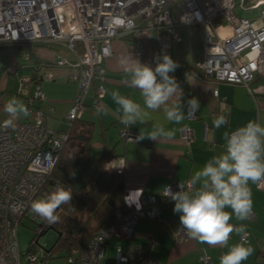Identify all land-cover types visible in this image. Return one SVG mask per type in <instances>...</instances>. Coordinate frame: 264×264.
<instances>
[{"label":"built area","instance_id":"2783aa9c","mask_svg":"<svg viewBox=\"0 0 264 264\" xmlns=\"http://www.w3.org/2000/svg\"><path fill=\"white\" fill-rule=\"evenodd\" d=\"M237 2L245 5V0H0V44L44 43L64 48L73 58L57 53L54 63L67 68L69 81L76 85L75 96L64 116L66 128L63 130L45 123L53 112L52 106L46 111L35 107L45 96L28 73L18 79V94L25 96L31 119L14 120L15 126L7 128L3 122L9 117L0 121V264H44V252L26 253L22 261L23 254L17 245L19 224L31 210L32 202L39 199L38 193L68 139L72 122L85 111L84 98L93 83H96L97 99L93 107H98L105 79L102 61L112 55V42L122 32H132L135 39L129 47L139 55L142 43L137 37L145 31L155 30L158 46L165 50L180 40L177 24L194 29L201 26L203 58L195 64L200 76L251 90L250 83L255 76L264 75V11L256 21L243 19L233 11ZM261 3L264 0H254L252 6ZM174 6L178 8L176 19L172 12ZM114 18L121 23H113ZM28 56L23 54L24 59ZM42 77L53 78L50 71H45ZM213 95L218 98L217 89ZM195 118L196 115L190 120ZM180 136L189 147L194 133L191 128L183 127ZM120 137L137 141V135L127 129L120 132ZM189 183H184L186 190L194 191ZM262 183L256 185L261 187ZM179 184L171 182L157 196L140 195L114 225L96 233L82 250L68 252L66 264H108L109 257L104 255L108 241H114L108 243L114 264H161L149 254L147 246L128 242L140 218L159 219L163 210L175 203L165 196L166 188L170 186L176 192L180 190ZM31 214L33 219L32 210ZM253 217L252 213L248 220ZM188 237L183 229L175 234L178 242ZM245 239L248 241L247 233ZM202 262L210 263L206 256ZM257 264H264V252L258 255Z\"/></svg>","mask_w":264,"mask_h":264},{"label":"crops","instance_id":"0c3cea01","mask_svg":"<svg viewBox=\"0 0 264 264\" xmlns=\"http://www.w3.org/2000/svg\"><path fill=\"white\" fill-rule=\"evenodd\" d=\"M253 2L254 0H245L244 6L264 9V3L253 7ZM237 5L240 4L237 2ZM235 7L233 11L239 16L235 12ZM258 18H249V20L256 21ZM176 31L180 35V40L165 50L159 48V36L155 30L145 31L137 37L142 43V54L139 55L129 47L135 39L132 32H122L112 42V55L102 61L105 79L102 83L103 94L98 99V107H93L97 100L96 83L90 86L84 98L85 111L81 119L88 121L91 125V140L88 169L83 178H90L94 165L101 155L111 152V157L103 164L102 169L109 173H122L128 204L136 202L140 195L161 194L164 187L171 182L190 181L195 171L202 168L214 155L224 151L223 133L225 131H232L243 126L249 120H256L264 125V75L255 76L250 83V91L241 85L205 80L195 69V64L203 58V28L197 26L194 29L190 25L177 24ZM24 53H28L27 59L23 58ZM57 53L68 59L73 58L70 52L55 44L50 46L44 43L0 44V75L4 73L6 76H16L15 79L19 83L18 79L22 74H31L33 82L40 85L45 96L43 102H37L35 105L43 111H46L48 106L53 107V112L45 123L49 127L63 130L66 128L64 116L75 96L76 85L69 81L67 68L55 65L54 58ZM165 53L178 64L175 72L169 75L176 78L183 90L181 103L185 111L186 102L192 97L197 98L200 103L196 118L185 119L181 124H175L167 121L163 109H160L149 110V115L143 124L137 123L130 128L121 124L122 114L117 111L118 106L110 96L111 91H119L143 107L141 93L139 89L129 84L120 64L121 58L133 56L141 63L154 68L155 58ZM45 71L52 73L51 80L43 79L42 74ZM7 84L8 77H2L0 121L8 117L3 107L8 99L12 98V91H2L7 88ZM214 89L218 91V98L213 95ZM14 97L27 106L25 97L19 98L18 93H14ZM174 102L180 103L178 94L169 101V104ZM98 108L103 109L106 114L98 113ZM219 115H224L228 123L217 129L213 125V119ZM30 119L31 114L28 117L20 116L15 120ZM154 125H163L166 129L173 130L172 137H162L157 141L148 138L131 141L120 137V132L124 129L138 136L141 130L147 134ZM183 127L191 128L194 133L189 147L185 146L181 140L180 131ZM90 162H93L92 166L89 165ZM249 186L254 217L244 221H238L233 217L230 223L244 226L248 242L254 249L252 255L243 264H257L258 255L264 252V183L258 187L256 183L250 182ZM173 208L174 203L163 210L159 219L140 218L134 225L133 235L128 244L147 246L149 254L161 264H204L203 256L209 258V264H219L220 256L228 250L226 247H210L190 237L183 242L176 240L175 234L182 229V226L179 214L174 213ZM226 210L231 211V209ZM240 236L241 234L234 232L229 245L240 242ZM109 243L112 244L114 241Z\"/></svg>","mask_w":264,"mask_h":264},{"label":"clouds","instance_id":"9594fccd","mask_svg":"<svg viewBox=\"0 0 264 264\" xmlns=\"http://www.w3.org/2000/svg\"><path fill=\"white\" fill-rule=\"evenodd\" d=\"M113 23L120 24L118 18ZM156 66L141 63L133 56H125L120 60L129 84L139 89L141 104L113 90L110 96L122 114L121 124L131 127L137 123H145L149 110L163 109L167 121L181 124L191 119L199 111L200 103L192 97L186 102V111L181 103L183 90L174 76L178 64L168 54L157 56ZM179 95L180 103L169 101ZM3 110L8 119L3 127H14V120L20 116L30 115L28 107L16 97L8 99ZM98 113H104L98 108ZM106 114V113H104ZM228 123L224 115L213 119L215 128L220 129ZM173 130L163 125H154L152 130L144 134L142 130L137 140L145 138L157 141L162 137L170 138ZM224 151L214 155L202 168L191 176L189 188L185 184L178 185L179 191L174 192L169 186L165 196L173 200L174 213L179 214L180 225L186 234L201 244L210 247H226L228 250L219 258V264H243L254 249L245 239L243 225L236 226L230 221L235 217L238 221L247 220L252 214V184L264 181V125L256 120H249L243 126L223 133ZM199 185V187H196ZM72 199L70 189L56 185L54 190L45 197L34 200L31 210L48 224H56V215L61 205L69 204ZM226 209H231L227 211ZM241 234L240 242L229 245L233 233Z\"/></svg>","mask_w":264,"mask_h":264},{"label":"trees","instance_id":"16d2710c","mask_svg":"<svg viewBox=\"0 0 264 264\" xmlns=\"http://www.w3.org/2000/svg\"><path fill=\"white\" fill-rule=\"evenodd\" d=\"M90 133L91 125L88 121L79 118L72 122L68 139L38 193V198H43L58 184L71 190L70 203L61 205L56 212L58 222L48 224L32 211V220H38L36 232L39 234L48 229L54 230L57 238L53 248L65 252V255L72 249L82 250L96 233L114 225L129 211L122 173H109L102 169L111 157V152L101 155L90 178H83L88 169ZM79 216H86V220L73 228ZM33 240L28 252L35 251L36 240Z\"/></svg>","mask_w":264,"mask_h":264},{"label":"rangeland","instance_id":"374dc122","mask_svg":"<svg viewBox=\"0 0 264 264\" xmlns=\"http://www.w3.org/2000/svg\"><path fill=\"white\" fill-rule=\"evenodd\" d=\"M264 11L262 8H250V7H241L237 5L235 7V12L243 19L249 18H258L261 12ZM173 18L177 16L178 8L174 6L172 9ZM8 77L7 88L2 90L6 92V90L12 91L11 96L14 97V93H19V84L17 83L15 77L13 75H7L2 73L0 75V82L2 77ZM1 93V92H0ZM1 95V94H0ZM19 98H24L25 96L19 94ZM37 103V102H36ZM93 162H90V166H92ZM31 210L26 212V215L22 218L21 223L19 224L17 231V245L18 249L22 255V261L25 259V254L29 253L27 251L30 242L35 238L36 243L34 245V249L37 254L45 253L44 264H66L65 261V252L57 251L53 248V245L56 241L57 234L54 230L48 229L42 235H38L36 232V225L38 224V220L35 222L31 219ZM77 222L73 225V228L78 227L79 223H83L86 220V216L77 217ZM34 241V240H33ZM108 243L106 242L104 245V255L109 257L108 264H114V259L110 255V248L108 247ZM31 252V251H30Z\"/></svg>","mask_w":264,"mask_h":264},{"label":"water","instance_id":"95a60500","mask_svg":"<svg viewBox=\"0 0 264 264\" xmlns=\"http://www.w3.org/2000/svg\"><path fill=\"white\" fill-rule=\"evenodd\" d=\"M43 233L42 232H40L38 235H42Z\"/></svg>","mask_w":264,"mask_h":264},{"label":"bare ground","instance_id":"6f19581e","mask_svg":"<svg viewBox=\"0 0 264 264\" xmlns=\"http://www.w3.org/2000/svg\"><path fill=\"white\" fill-rule=\"evenodd\" d=\"M219 30H221V28Z\"/></svg>","mask_w":264,"mask_h":264}]
</instances>
